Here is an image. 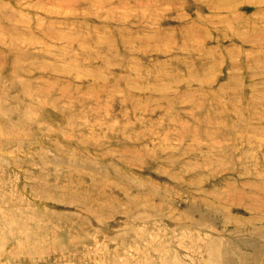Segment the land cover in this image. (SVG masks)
I'll use <instances>...</instances> for the list:
<instances>
[{
  "label": "rangeland",
  "instance_id": "rangeland-1",
  "mask_svg": "<svg viewBox=\"0 0 264 264\" xmlns=\"http://www.w3.org/2000/svg\"><path fill=\"white\" fill-rule=\"evenodd\" d=\"M0 264H264V0H0Z\"/></svg>",
  "mask_w": 264,
  "mask_h": 264
}]
</instances>
